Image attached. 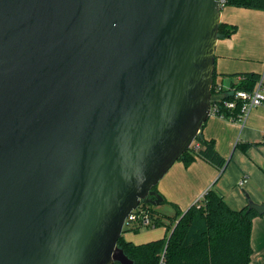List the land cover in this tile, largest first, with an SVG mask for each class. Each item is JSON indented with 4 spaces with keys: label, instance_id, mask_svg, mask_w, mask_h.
<instances>
[{
    "label": "water",
    "instance_id": "1",
    "mask_svg": "<svg viewBox=\"0 0 264 264\" xmlns=\"http://www.w3.org/2000/svg\"><path fill=\"white\" fill-rule=\"evenodd\" d=\"M220 2L0 0V264L134 263L127 216L212 113Z\"/></svg>",
    "mask_w": 264,
    "mask_h": 264
},
{
    "label": "trees",
    "instance_id": "2",
    "mask_svg": "<svg viewBox=\"0 0 264 264\" xmlns=\"http://www.w3.org/2000/svg\"><path fill=\"white\" fill-rule=\"evenodd\" d=\"M225 6L264 10V0H225L221 10ZM237 28L236 24L221 21L218 38L230 37ZM217 75L215 66L211 89L212 105L219 106L217 115L223 114L227 119L233 117V120H237L240 106L230 109L224 105V101L234 97L235 89L252 90L261 73H233L232 75H241L242 78L233 83L232 91H224L222 88L219 93L216 91ZM202 130L178 160L188 166L197 157H201L224 169L228 160L216 149L215 140L205 138ZM250 145L251 143H245L244 149ZM153 189L160 193L157 185H154ZM165 201L167 199L164 197L163 202ZM172 205L175 207V213L165 215L158 214L153 205L145 200L141 203L140 207L149 212L155 227L164 225L166 217L169 220L170 224H165L166 234L161 238L136 243L126 239L124 233L128 230L138 232L143 225L137 222L124 227L118 245L133 260V264H251L253 221L261 214L249 208V204L240 209H233L221 194L211 188L186 211L181 210L176 203Z\"/></svg>",
    "mask_w": 264,
    "mask_h": 264
},
{
    "label": "crops",
    "instance_id": "3",
    "mask_svg": "<svg viewBox=\"0 0 264 264\" xmlns=\"http://www.w3.org/2000/svg\"><path fill=\"white\" fill-rule=\"evenodd\" d=\"M230 11L222 21L236 22L235 14L239 17V24H248L253 28L262 17L264 10L245 7L229 6ZM233 15V16H230ZM238 30L230 37L218 39L215 50L216 80L224 91H232V85L242 76L232 75L241 73L244 67L243 47L239 42ZM252 69V68H251ZM261 73V70H251ZM249 72V71H243ZM228 75L229 83H224L219 75ZM203 136L214 139L216 149L227 160L224 169L212 165L207 160L197 157L190 165L177 160L167 171V201L176 203L186 211L208 189H214L223 196L226 203L233 209H240L249 204V200L261 203L264 201V104L253 108L246 119L232 120L211 113L205 126ZM245 143H251L244 149ZM234 147L233 152L231 149ZM163 191V189H158ZM248 195H246V193ZM175 211L172 213L174 214ZM170 214V215H172ZM170 224L167 221V226ZM166 229L159 234L148 237L149 240L165 236ZM134 234H132V232ZM138 232L128 230L124 233L126 239L141 243L142 238H137ZM168 234V230H167ZM141 239V240H136ZM251 242L253 254L251 264H264V213L253 221Z\"/></svg>",
    "mask_w": 264,
    "mask_h": 264
},
{
    "label": "rangeland",
    "instance_id": "4",
    "mask_svg": "<svg viewBox=\"0 0 264 264\" xmlns=\"http://www.w3.org/2000/svg\"><path fill=\"white\" fill-rule=\"evenodd\" d=\"M222 11H224L225 16L230 11L229 6H225L222 8ZM230 16H233L230 14ZM234 17V16H233ZM236 22H232V24H236L238 26L237 33H240L238 36L239 42H241V46L243 47V53L245 58L241 59L243 61L244 67L240 69L239 71H251V70H261V72L264 70V17L253 26V28L249 27L248 24L241 25L239 24L238 20L239 17L236 16ZM252 68V69H251ZM218 78L220 80L223 79L224 83H229L228 75H219ZM234 147L231 149V153L233 152ZM158 189H163V191H160V193L167 199V173L164 175V177L156 184ZM153 205V204H152ZM155 210L157 211L158 214H172L175 211V207L165 201L161 202L160 204L153 205ZM173 215V214H172ZM165 224L167 225V217L165 218ZM161 225L154 227L152 225H143L138 233V236L136 235L137 238H142L143 240L140 242H146L148 241V237L154 234H159L164 231V227L166 228V225ZM128 226L125 225V228ZM124 231V230H123ZM132 232V231H131ZM134 234V232H132ZM136 240H141V239H136Z\"/></svg>",
    "mask_w": 264,
    "mask_h": 264
},
{
    "label": "built area",
    "instance_id": "5",
    "mask_svg": "<svg viewBox=\"0 0 264 264\" xmlns=\"http://www.w3.org/2000/svg\"><path fill=\"white\" fill-rule=\"evenodd\" d=\"M224 2L225 0H221L220 4L222 5ZM221 89L222 86L218 84L216 87L217 93H219ZM233 92H234V97L232 99L225 100L224 105L230 109H234L239 105L240 112L238 114L237 120L246 119V117L253 108L264 104V70L261 72L260 78L256 82L252 90L235 89L233 90ZM218 110H219V106L217 104L212 105V110H211L212 113L216 114ZM220 116L225 118L223 114H221ZM230 119L233 120V117H231ZM203 195L200 198H202ZM140 206L136 209H133L129 213V215L126 218L125 225L131 226L137 222H140L141 225H152L155 227V224H153L149 212Z\"/></svg>",
    "mask_w": 264,
    "mask_h": 264
},
{
    "label": "flooded vegetation",
    "instance_id": "6",
    "mask_svg": "<svg viewBox=\"0 0 264 264\" xmlns=\"http://www.w3.org/2000/svg\"><path fill=\"white\" fill-rule=\"evenodd\" d=\"M143 201V200H142ZM142 201H141V203H142Z\"/></svg>",
    "mask_w": 264,
    "mask_h": 264
}]
</instances>
